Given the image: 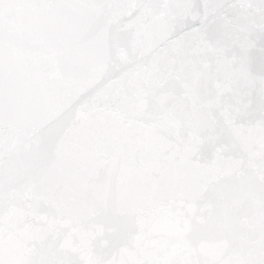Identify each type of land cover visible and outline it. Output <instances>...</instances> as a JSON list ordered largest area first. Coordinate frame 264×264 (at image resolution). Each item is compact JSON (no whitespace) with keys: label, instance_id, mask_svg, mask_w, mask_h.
Listing matches in <instances>:
<instances>
[{"label":"snow or ice","instance_id":"snow-or-ice-1","mask_svg":"<svg viewBox=\"0 0 264 264\" xmlns=\"http://www.w3.org/2000/svg\"><path fill=\"white\" fill-rule=\"evenodd\" d=\"M0 264H264V0H0Z\"/></svg>","mask_w":264,"mask_h":264}]
</instances>
